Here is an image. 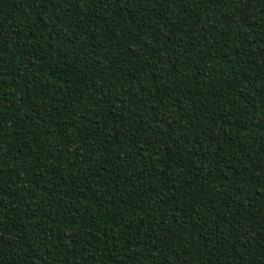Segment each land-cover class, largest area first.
I'll list each match as a JSON object with an SVG mask.
<instances>
[{
    "label": "trees",
    "instance_id": "1",
    "mask_svg": "<svg viewBox=\"0 0 264 264\" xmlns=\"http://www.w3.org/2000/svg\"><path fill=\"white\" fill-rule=\"evenodd\" d=\"M0 264H264V0H0Z\"/></svg>",
    "mask_w": 264,
    "mask_h": 264
}]
</instances>
